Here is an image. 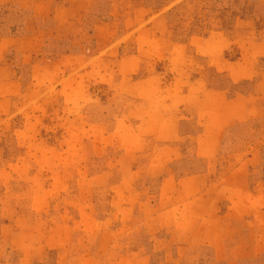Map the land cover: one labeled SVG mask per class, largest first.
<instances>
[{
    "label": "rangeland",
    "instance_id": "374dc122",
    "mask_svg": "<svg viewBox=\"0 0 264 264\" xmlns=\"http://www.w3.org/2000/svg\"><path fill=\"white\" fill-rule=\"evenodd\" d=\"M0 264H264V0H0Z\"/></svg>",
    "mask_w": 264,
    "mask_h": 264
}]
</instances>
